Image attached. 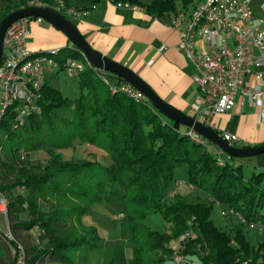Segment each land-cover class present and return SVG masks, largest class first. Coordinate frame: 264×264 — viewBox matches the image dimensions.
<instances>
[{
    "label": "trees",
    "instance_id": "16d2710c",
    "mask_svg": "<svg viewBox=\"0 0 264 264\" xmlns=\"http://www.w3.org/2000/svg\"><path fill=\"white\" fill-rule=\"evenodd\" d=\"M30 0H0V24L10 13L26 8ZM48 4L52 0H42ZM131 2L159 18L176 10L177 0H110ZM62 15L61 13H58ZM64 16V15H62ZM114 82L123 80L108 74ZM80 95L64 96L46 80L39 106L24 124L15 128V113L8 110L0 123L7 146H0V161L13 178L0 184L6 193L20 187L8 206L14 235L39 226L44 234L39 245L26 248V264H85L87 254L97 248L100 236L82 218L98 203L110 204L121 192L129 220L128 241L134 245L130 264H160L159 250L172 251L166 243L182 238L185 257L197 256L204 264H264V241L251 245L242 233L215 226L211 216L215 203L239 212L248 225L264 221V173L246 177L242 167L226 159L220 165L205 146L194 142L180 124L160 114L148 99L135 100L124 93L112 94L94 69L78 76ZM103 150L111 159L65 160L60 150L75 140ZM45 149V161L33 162L32 153ZM5 153V162L1 153ZM33 157V156H32ZM230 160L235 158L231 157ZM187 166L188 183L206 191L209 203H188L182 195L166 200V189L174 173ZM9 181V182H8ZM161 212L172 224L171 235L146 227L142 220L150 212ZM27 212L22 221L19 214ZM193 231L192 236L185 233ZM0 236V264L6 249ZM6 239V238H5ZM13 247V245H12Z\"/></svg>",
    "mask_w": 264,
    "mask_h": 264
},
{
    "label": "built area",
    "instance_id": "2783aa9c",
    "mask_svg": "<svg viewBox=\"0 0 264 264\" xmlns=\"http://www.w3.org/2000/svg\"><path fill=\"white\" fill-rule=\"evenodd\" d=\"M116 6L146 12L144 7L131 2H118ZM27 7L48 8V4L42 0H30ZM262 7L264 10V4ZM49 9L66 18L79 13L77 9L67 6L65 0H53ZM182 18L180 14L174 19L180 38L179 48L192 64V78L198 88L189 116L212 128L213 116L231 111L239 95L243 101L248 100L259 109L258 119L264 122V29L260 25L262 20L255 21L248 0H202L193 8L186 24L182 23ZM43 21L41 17H24L12 23L5 32L0 66V123L11 109L15 113V128L24 124L27 117L40 113L41 90L48 72L65 71L68 75L78 76L88 69H94L112 94L121 92L135 100L147 99L124 81H109L111 77L94 68L86 55L75 46L65 57H61L62 48L30 51L28 40L31 24ZM186 135L210 150L220 165L225 164L224 151L218 145L193 128H188ZM221 136L232 146L240 142L239 136L233 133L225 132ZM8 206L7 196L0 192V213L8 216ZM228 211L246 223L239 212ZM249 226L264 228V221ZM4 233L6 240L13 245L15 264H26V248L16 240L10 225ZM29 233L33 243L39 245L44 231L34 226ZM192 234L193 231L189 230L185 237L189 238ZM184 248V243H180L172 253L175 264L184 263Z\"/></svg>",
    "mask_w": 264,
    "mask_h": 264
},
{
    "label": "crops",
    "instance_id": "0c3cea01",
    "mask_svg": "<svg viewBox=\"0 0 264 264\" xmlns=\"http://www.w3.org/2000/svg\"><path fill=\"white\" fill-rule=\"evenodd\" d=\"M140 1L143 4L152 2V0ZM201 1L177 0L176 10L159 18L149 15L147 12L117 8L116 4L110 0H65L67 6L77 9L79 12L67 19L76 26L94 50L132 69L162 99L188 115H190L192 104L198 94V88L192 78V64L179 48L180 38L174 26V19L182 14V23L186 24L193 8ZM248 2L254 12L255 21L262 20L260 25L264 29L262 7L264 0H248ZM43 22L31 24L28 40L30 51L66 49L74 46L61 30L52 24L44 25ZM58 72H48L47 81L49 76L56 75ZM258 113L259 109L253 103L248 100L243 101L242 97L238 95L231 111L213 116L212 129L220 135L225 132L238 135L240 142L234 145L236 147L262 145L264 144V122L259 121ZM224 157L235 166H247L256 169V172H264V153L234 160H230L228 154L227 156L224 154ZM189 187L193 191L197 190L191 185ZM201 193L203 197L199 194L197 203H207L212 200L207 192L201 191ZM176 194L181 195L178 191L177 193L170 191L166 200H172ZM219 205L223 207V210H226L225 206ZM223 215L227 226L219 227L221 229L234 231L237 227L244 229L247 225L237 215H229L225 211H223ZM121 217H123L122 213L117 219H121ZM83 218L82 222L86 226H92L83 221ZM234 218L237 219L236 222H234ZM102 229L105 231L103 234L107 237V241L122 239L120 224L114 229L105 227ZM261 229L264 230V228ZM17 233L30 235L29 231L23 230ZM191 257H187V263L185 261L182 264H191ZM155 258L162 261L165 259L174 261L170 251L159 250L155 253ZM105 262L104 252L98 248L90 251L85 260V264H110V262Z\"/></svg>",
    "mask_w": 264,
    "mask_h": 264
},
{
    "label": "rangeland",
    "instance_id": "374dc122",
    "mask_svg": "<svg viewBox=\"0 0 264 264\" xmlns=\"http://www.w3.org/2000/svg\"><path fill=\"white\" fill-rule=\"evenodd\" d=\"M43 24L47 26L51 25L46 20H44ZM70 51L71 47L64 49L61 57H65L66 55L70 54ZM108 80L112 83L114 82V80L112 79ZM48 82L52 87L56 88L64 96L70 99H75L80 95L78 77L68 75L65 71H59L56 75L49 76ZM180 129L182 131H185L188 130V127L180 125ZM7 144L8 142L4 140V135L0 131V146H7ZM60 153L62 155V158L65 160H81L85 158L91 160H98L104 165L111 164L110 157L103 150L90 144H82L78 139L73 142V145L70 148L60 150ZM224 154L225 156H227V153L224 152ZM1 155L4 158L3 160L5 162H8V158L5 156V153L3 152L1 153ZM30 157L33 158L34 163L45 161L47 153L45 149H41L37 152L32 153ZM242 171L246 177H250L253 173H259L256 172V169H252L247 166L242 167ZM12 178L13 175L9 173L8 169L6 168V165H4V163L0 161V184L4 183L7 179H9L10 181ZM189 186L190 184L188 183L187 166L183 165L174 173V179L169 185V187L166 189L165 194L168 195L170 191H173L175 193H177L178 191V193H181V195L188 203H197V196L200 194L201 197H203L201 191L205 193L206 191L197 188L196 191H193L190 189ZM19 194H24V190L20 187H17L5 193L9 202H12ZM223 211L228 210H223V207L219 204L214 205L211 218L215 226H217L218 228L222 227L223 225L227 226V221L225 219V216L223 215ZM120 213L123 214V217H121V219H117ZM228 214L234 215L229 211ZM19 219H21L22 221H26L28 219L27 212L19 214ZM236 220L237 219L234 218V222H236ZM83 221L95 227L99 236L101 235L97 248L100 251L104 252L106 262H110V264H130V260L133 258L134 245L129 243L128 241L129 220L121 197V192H118L117 197L110 204L98 203L93 205L89 210L88 214L84 216ZM142 222L146 227H148L152 231H156L164 235L172 234V224L169 223L163 217L161 212L156 211L148 213L143 218ZM119 224L121 226L122 239L117 241H107V237L105 236V234H103L105 233V231L102 229V227H105L107 229H114ZM8 225H10L8 217L0 213V236H3V234L1 233H4L5 230H7ZM242 233L246 240L253 245H257L258 243L264 241V230L258 226L251 227L247 224L244 229L242 228ZM15 238L19 243L23 244L25 248L31 247L34 244L31 239V236L28 235V233L26 235L20 233L18 235H15ZM181 239L182 238L177 239L172 237L166 243L167 248L172 250L171 253H173L179 247V244L182 241ZM2 242L3 246L6 249V262H9V260L13 259L12 244L8 242L5 238H2ZM171 261L165 259L163 261L161 260L160 263L175 264L174 261ZM185 261L187 263L186 257L184 262ZM190 261L191 264H204L197 256H192L190 258Z\"/></svg>",
    "mask_w": 264,
    "mask_h": 264
},
{
    "label": "water",
    "instance_id": "95a60500",
    "mask_svg": "<svg viewBox=\"0 0 264 264\" xmlns=\"http://www.w3.org/2000/svg\"><path fill=\"white\" fill-rule=\"evenodd\" d=\"M24 17H41L54 27L61 30L68 40L80 51H82L90 64L115 78L123 80L140 91L152 104V106L163 116L175 123L193 128L197 133L218 145L225 153L233 158H249L264 153V144L251 147H236L228 144L222 136L214 129L196 121L193 117L174 107L162 99L155 90L144 81L132 69L115 62L104 56L102 53L94 50L78 31L76 26L66 17L58 14L56 11L45 7H27L14 11L6 16L0 24V66L3 60V40L8 27Z\"/></svg>",
    "mask_w": 264,
    "mask_h": 264
}]
</instances>
